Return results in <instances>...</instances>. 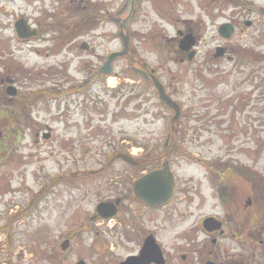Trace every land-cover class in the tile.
<instances>
[{"label": "flooded vegetation", "instance_id": "af4514ba", "mask_svg": "<svg viewBox=\"0 0 264 264\" xmlns=\"http://www.w3.org/2000/svg\"><path fill=\"white\" fill-rule=\"evenodd\" d=\"M0 1L5 2L0 7V16L8 17L6 21L0 20V31L10 32L0 40L2 199L10 192L24 189L17 171L18 184L10 190L9 182L15 180V175L7 178L4 169L10 162L20 168L24 159L25 134L36 132V145L41 139L46 142L51 138L48 126L37 128L41 104L50 101L55 105L54 116L65 115L72 113L70 108L63 107L70 105L72 91L81 92L84 97L88 80L83 79L79 82L81 86L71 88L68 68L75 63L78 68L92 67L97 73L111 54L122 50L115 49L99 56L94 45L88 42L95 38L90 33L95 32L105 19L117 27L115 37L119 41L126 38L129 43L128 54L115 59L113 64L125 58L130 68L148 71L153 69L136 55L133 42L160 40L162 30L151 26L146 31H131L132 24L147 23L152 15L158 22L168 25L173 16H180L175 6L185 4H193L198 16L200 9L201 13L210 11L216 20L222 19L215 28L219 43L210 52L209 59L214 62L215 73L221 61L230 64L226 72L230 92L224 97L216 93L214 98L211 121L216 132L214 136L221 138L215 157L197 155L193 162L203 171V179L196 182L192 190L179 188L172 162L165 155L173 147L179 149L187 143L171 136L170 140L161 142L165 151L162 157L147 160L151 167L145 172L137 171L144 162L140 157H131L130 152L120 151L113 157L104 158L103 169L115 161L116 172H108V178H111L108 182L114 184L115 196L112 201L99 202L97 205L107 203L109 206L97 211L96 205L93 215L84 221L85 226L70 228L62 235L60 248L65 255L72 244L75 246L77 257L73 264H255L258 250L264 251V165L257 166L264 160L261 156L264 151V0H118V6L109 13L103 5L90 4L89 0H49L51 6L56 5V12L43 16L48 12L42 9L43 13L35 18L22 14L13 16L9 6L13 0ZM41 1L37 0V3ZM162 27L158 26L159 29ZM180 27L174 31L178 50L185 36L193 41L190 51L179 50L180 61L192 64L201 43L199 22L186 20ZM82 36L85 39L80 40ZM7 38L19 44H5L3 39L6 41ZM19 53L24 54V61ZM31 56L36 57L37 63H27ZM90 56L96 61L91 62ZM91 76L97 78L95 72ZM47 109V114H52ZM127 143L123 142L122 147ZM200 143L212 145L213 142ZM239 149H243V154L237 151ZM252 151L255 156L250 155ZM130 158L135 165L127 162ZM156 170H164L170 175L172 190L166 198L155 201L158 205L150 206L136 196L133 184L143 174ZM95 175L99 176L98 173ZM62 177L56 176L52 182ZM208 198L213 212L203 214ZM15 207L6 204L5 220L0 222V233L7 241L9 226L16 221ZM206 219L210 221L205 223ZM169 222L173 224L172 229L181 228L176 233L178 242L171 251L163 235L157 234L158 231L167 232ZM82 240L87 245L76 243ZM229 243H233L238 252H234L236 250ZM115 249L119 252L114 253Z\"/></svg>", "mask_w": 264, "mask_h": 264}, {"label": "rangeland", "instance_id": "374dc122", "mask_svg": "<svg viewBox=\"0 0 264 264\" xmlns=\"http://www.w3.org/2000/svg\"><path fill=\"white\" fill-rule=\"evenodd\" d=\"M4 3L0 1V7ZM89 3L103 5L109 13L114 11L119 1L89 0ZM9 6L13 16L22 14L35 18L43 13L42 9L48 12L43 16L56 12V5L51 6L49 0L39 3L37 0H13ZM175 8L180 16H173L174 19L168 25H163L157 21L156 16L150 15L147 23L132 24L130 30L146 31L151 26L162 30L163 37L160 40H134L133 46L137 48L136 55L149 69L154 70L166 93L180 107L178 119L172 121L173 111L159 101L151 83L134 77L125 58L113 64V70L108 76L100 74L99 69L96 73V69L92 67L78 68L74 63L67 70L71 80L69 86L75 88L81 86L82 83L79 82L83 79L88 80V86L84 87V97L81 92L72 91L70 105L63 106L70 108L72 113L65 115L54 116L55 105L50 101L41 104L37 128L44 129V126H48L51 138L44 142L38 136L40 144L36 145V132H27L22 151L24 159L20 168L10 162L4 169L7 178L11 174L15 175V180H10L8 188L12 190V186L16 187L19 173L24 189L0 198L1 223L5 220L3 213L6 204L18 207L13 209L16 221L9 226V240H5L0 233V264H8V261L10 264H73L77 257L75 246L72 244L71 249L62 255L60 245L63 239L60 237L70 228L85 226L87 217L93 215L99 202L113 200L115 188L114 184L108 182L111 179L108 178V172H116L115 161H111L105 169L102 165L104 158L113 157L120 151L130 152L131 157H140L144 163L137 171L148 170L151 164L147 160L162 157L165 151L161 142H165L171 133L172 139L187 143L179 149L173 147L165 155L172 162L179 188L183 191L186 188L192 190L196 182L203 179V171L193 162L197 155L211 159L216 155L221 138L214 136L216 132L211 121L213 103L216 93L224 97L230 92V80L226 73L230 64L226 60L221 61L220 68H215L216 74L214 62L209 59L210 52L219 43L215 28L222 19L216 20L210 11L201 13L200 9L198 16V10L193 4ZM7 19V15L0 16V20ZM186 20L199 22L200 26L198 34L201 43L196 48L197 54L192 64L180 61L181 53L174 39V31L181 28L182 22ZM160 25L163 26L162 29L158 28ZM116 31L117 27L105 19L95 32L90 33L95 38L88 42L94 45L99 56L122 48V42L115 37ZM7 35H10L9 31H0V40ZM82 39L85 38L82 36L80 40ZM3 41L5 44H19L9 38ZM19 54L24 61V54ZM89 59L91 62L96 61L91 56ZM27 60L29 65L37 63L35 56L28 57ZM94 72L97 78L91 76ZM216 77L220 79L216 81ZM47 108L52 114H47ZM199 141L213 143L204 145L199 144ZM123 142L128 143L122 147ZM237 151L242 154L244 152L243 149ZM250 155L255 156L254 151ZM261 156L264 158V151ZM263 163L264 160L257 166L262 167ZM16 168L18 169L14 171ZM97 173L99 176L95 175ZM62 175V178L52 182L53 178ZM65 178L67 181L64 182ZM61 194L63 195L60 196ZM212 212V202L208 198L203 214ZM169 223L167 232L158 231L157 234L160 237L163 235L171 251L178 242L176 236L181 228L172 229L173 224ZM76 243L80 246L87 245L83 240ZM230 245L236 250L233 243ZM261 249L257 252L255 264L264 263V251ZM113 252L119 251L115 249Z\"/></svg>", "mask_w": 264, "mask_h": 264}, {"label": "water", "instance_id": "95a60500", "mask_svg": "<svg viewBox=\"0 0 264 264\" xmlns=\"http://www.w3.org/2000/svg\"><path fill=\"white\" fill-rule=\"evenodd\" d=\"M223 29L225 31V27H223ZM192 45H193V41L190 39V37L186 36L180 41L179 48L183 51H186L190 49ZM126 49H127V41L126 39H124V51L118 54L111 55L101 71L106 74H109L111 72V62L116 57L124 55ZM152 78L155 83V86L159 91V96L161 100H163L168 106L174 109L175 117L172 120L174 122L179 117V109L176 104H174L167 96L164 95L161 85L158 84L155 78L154 77ZM133 189L135 191L136 196L139 199H141L147 204L155 205L156 203L155 201H157L158 199L166 198L167 195L168 196L170 195V192L172 190L171 177L164 170L152 171L139 178L134 183ZM107 206H109L107 203L100 204L97 207V211H101L102 209H105V207Z\"/></svg>", "mask_w": 264, "mask_h": 264}]
</instances>
